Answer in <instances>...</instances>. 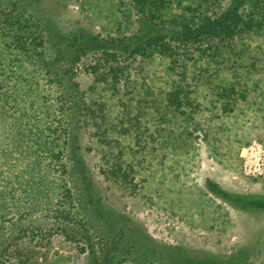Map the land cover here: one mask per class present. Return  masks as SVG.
I'll return each instance as SVG.
<instances>
[{"label": "trees", "instance_id": "16d2710c", "mask_svg": "<svg viewBox=\"0 0 264 264\" xmlns=\"http://www.w3.org/2000/svg\"><path fill=\"white\" fill-rule=\"evenodd\" d=\"M49 2L0 0V111L28 124L43 170L61 181L59 196L45 207L30 187L31 200L25 203L37 204L21 216L24 220L39 209L41 218L14 222L10 237L32 236L39 242L62 234L80 241L81 251L90 250L89 264H244L241 251L218 253L157 242L126 213L114 215L112 210L113 219L101 199L90 195L77 142L79 129L89 128L102 173L130 195L146 201L159 197L157 184L150 192L143 190L157 165L156 176H165L161 164L168 153H176L170 119L193 120L202 90L212 96L208 110L219 106L222 113L244 97L233 83L215 80L219 68L214 64L228 60L238 42L264 31V0H127L134 26L116 35L83 28L63 31ZM90 52L95 57L83 67L91 73L92 85L85 90L75 68ZM156 59L166 60L168 77L157 99L146 80L128 86L131 61L138 60L143 71L142 63ZM79 184L84 185L78 191ZM204 184L236 206L264 209V194L229 191L211 178ZM2 210H11L7 201ZM10 237L0 238V243L11 240L2 242L0 264H36L29 252L13 247ZM94 238L102 244L99 252Z\"/></svg>", "mask_w": 264, "mask_h": 264}, {"label": "rangeland", "instance_id": "374dc122", "mask_svg": "<svg viewBox=\"0 0 264 264\" xmlns=\"http://www.w3.org/2000/svg\"><path fill=\"white\" fill-rule=\"evenodd\" d=\"M127 6V0L49 2V9L63 31L83 28L102 35L133 29L134 18ZM93 57L95 54L90 52L76 64V80L81 89L87 90L92 85V75L83 65ZM165 63L162 59L142 63L140 71L139 61H131L128 86L138 87L146 80L154 88V97L160 98L159 89L168 79ZM214 65L219 68L215 80L233 83L244 97L236 99L232 111L222 113L219 106L208 110L212 96L202 90L198 97L199 112L193 120L170 119L168 129L173 132L170 141L176 145V153H168L161 164L163 178L156 176L159 165L155 174L148 177L144 193L150 192L155 184L161 191L153 201L128 194L99 170V157L89 128L78 131L77 156L91 183L90 195L101 199L102 208L111 217L112 210L114 215L126 213L139 221L157 242L218 253L241 251L244 264H264V209L236 206L210 193L204 184L206 178H211L229 191L264 194V31L238 42L228 60ZM111 101L114 105L115 97ZM28 135L26 122L0 111V194L7 191L6 197L0 196V212L4 201L11 209L0 214L1 237L13 235L10 225L22 221L21 212L37 204L25 203L26 199L31 200L30 187L44 207L52 205L59 196L61 181L54 173L43 170L39 151L34 150ZM83 185L79 184L78 191ZM41 213L38 209L23 221L39 220ZM11 239L13 247L29 252L36 264H89L90 250L81 251L80 241H70L59 233L46 235L39 242L32 236ZM2 242L5 245L11 240ZM94 245L99 252L102 244L98 238H94Z\"/></svg>", "mask_w": 264, "mask_h": 264}]
</instances>
